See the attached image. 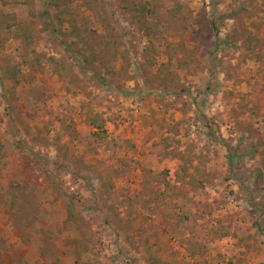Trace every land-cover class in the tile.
Returning a JSON list of instances; mask_svg holds the SVG:
<instances>
[{
    "label": "rangeland",
    "instance_id": "1",
    "mask_svg": "<svg viewBox=\"0 0 264 264\" xmlns=\"http://www.w3.org/2000/svg\"><path fill=\"white\" fill-rule=\"evenodd\" d=\"M0 224L6 264H264V0H0Z\"/></svg>",
    "mask_w": 264,
    "mask_h": 264
},
{
    "label": "crops",
    "instance_id": "2",
    "mask_svg": "<svg viewBox=\"0 0 264 264\" xmlns=\"http://www.w3.org/2000/svg\"><path fill=\"white\" fill-rule=\"evenodd\" d=\"M2 212V215H3V210L1 211ZM4 215H8V216H12L11 218H9V220H11V221H13V220H15L16 221V212L14 211L13 213H12V211L9 209V210H6V212H5V214ZM7 220H4V221H2L3 223L4 222H6ZM4 226V225H3ZM2 227V224H0V228ZM0 232H3L4 233V229H2V230H0ZM2 233V234H3ZM15 239V241H18L19 242V240H18V238H14ZM6 242H5V240H3V237H1L0 238V247H4L3 245L5 244ZM13 244V243H12ZM11 244V246H13ZM19 244H21V242L19 243ZM14 248H16V246H14ZM23 245H20V251H22L23 250ZM14 251H16V250H14ZM13 251V252H14ZM13 255V257H9V258H7V259H5V260H7V264H11V263H13V261L17 264V263H22V264H26V263H28V264H34L33 262H31V258L30 259H28L29 257L28 256H26L25 254H22V253H20V256H19V258H20V260L19 259H17V258H14V254H12ZM22 260V261H21ZM40 259L39 258H36L35 259V263L37 262V261H39ZM14 263V264H15ZM0 264H6V261H3V262H1L0 261Z\"/></svg>",
    "mask_w": 264,
    "mask_h": 264
},
{
    "label": "trees",
    "instance_id": "3",
    "mask_svg": "<svg viewBox=\"0 0 264 264\" xmlns=\"http://www.w3.org/2000/svg\"><path fill=\"white\" fill-rule=\"evenodd\" d=\"M145 9H146L145 6H137V5H136V10H137L138 12L140 11V13H142V14L145 12ZM175 13H178V8H177V7H176V9H175ZM174 15H176V14L173 13V16H174ZM143 24H144V23H143ZM19 25H20V24H19ZM8 27H12V26L9 25ZM23 36H24V35H23ZM24 38H25V37H24Z\"/></svg>",
    "mask_w": 264,
    "mask_h": 264
}]
</instances>
